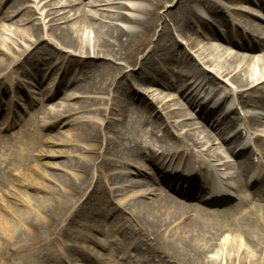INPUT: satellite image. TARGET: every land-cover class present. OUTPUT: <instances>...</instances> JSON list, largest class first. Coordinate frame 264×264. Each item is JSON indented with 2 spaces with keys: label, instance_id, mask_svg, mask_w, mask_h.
<instances>
[{
  "label": "bare ground",
  "instance_id": "obj_1",
  "mask_svg": "<svg viewBox=\"0 0 264 264\" xmlns=\"http://www.w3.org/2000/svg\"><path fill=\"white\" fill-rule=\"evenodd\" d=\"M116 1L120 0L4 2L0 93L5 94L2 86L7 82L6 89L18 92L24 90L25 80L39 86L43 82L39 66L47 67L51 75H58L60 63L64 67L57 86L42 91L45 103L20 123L17 132L0 135V264H61L65 252L82 259L90 256L92 264H264V168L253 166L252 155L245 154L249 149L236 153L231 146H221L227 129L238 127L236 139L253 136L264 147V126L260 125L264 119V20L252 13L251 0ZM261 1L255 0L259 8ZM168 3L166 11L158 14ZM42 8H47L44 16ZM127 9L131 15L122 13ZM202 10L224 28L223 35L208 26L201 37L193 32L196 24L204 26L208 21ZM35 14L39 16L34 18ZM173 31L187 39L185 44L205 69L184 74L166 67L168 80L155 67L158 61L179 68L192 66L190 55L176 49ZM53 60L59 61L53 65ZM135 66L133 84L134 75L125 69ZM12 75L16 77L11 79ZM217 81L235 87L220 90ZM136 87L177 90L180 100L197 111L196 118L219 123L215 138L199 128L175 137L169 124L178 129L182 123L171 122L174 112L156 115L154 120L147 116L167 97L160 91L147 102ZM202 91L210 95L206 103L203 97L198 100ZM219 92L222 97L215 101ZM229 98L236 104L223 113ZM38 100L29 97L30 103ZM75 113L92 114L100 122L72 119ZM235 113L238 118L231 116ZM161 120L165 128L158 134ZM64 126L71 127L69 140L59 138ZM255 127L262 129L255 133ZM56 129L49 137L58 142L51 143L44 132ZM49 143L68 146L70 151L45 149ZM246 145L253 152V144L246 141ZM40 159L54 161L38 163ZM141 161L154 168L157 178L146 175L150 169ZM197 173L204 179L205 190L198 184ZM138 177L171 183L179 200L156 188L133 192L114 207L107 221V215L95 207L99 202L118 201L128 189H141L145 183L134 179ZM248 177L254 186L263 187L250 191ZM223 188L234 191V202L221 207L211 198L220 197L216 190ZM253 198L261 205L240 207ZM116 220H123L124 228L117 227ZM74 223H78L76 230ZM93 232L110 235L114 241L106 245ZM80 242L104 251V259Z\"/></svg>",
  "mask_w": 264,
  "mask_h": 264
},
{
  "label": "rangeland",
  "instance_id": "obj_2",
  "mask_svg": "<svg viewBox=\"0 0 264 264\" xmlns=\"http://www.w3.org/2000/svg\"><path fill=\"white\" fill-rule=\"evenodd\" d=\"M171 1H175V0H170V2ZM4 2H5V0H0V6H1L0 7V15L2 14V12H4L7 9V7H6L5 10H4V8L2 10ZM116 2L119 3V4H122V3H128L129 1L120 0V1H116ZM261 3L263 5H262L261 8H259L256 5L255 0H251L250 5H248V6H249V8L251 9L252 13L255 16H257L261 20H264V0H262ZM169 4L170 3L166 4L165 7H161L158 10V14L164 13L166 11V9H167V6L169 7ZM28 5H33L32 1H29ZM42 5L43 4H40L39 7H42ZM74 9H76V8H74ZM67 10H69V9H67ZM46 11H47V8H43V10L40 11V12H42L43 15H44V13H46ZM200 12L202 13L203 17L208 19V21L204 22V26L205 27L202 26V25L196 24L193 27V32L197 33V35L199 37H201L205 33L206 27L208 26L209 28H214L215 30H217L221 35L224 34V30H223L224 28L223 27L217 26V23H215L213 21V19L209 15L204 13L203 10L200 11ZM122 13L127 14V15H131L132 14L131 11L128 10V9L127 10H122ZM38 16H39L38 14H35L34 18H36ZM16 19H14L13 22ZM9 23H6V24L9 25ZM238 28L241 29V32L244 35L245 32L242 30V28H240V27H238ZM159 30H160V27L158 26L156 28V33L159 32ZM173 38L176 41V49L179 52H184L185 51V52H187L190 55L188 60L190 61L192 66L186 67V68H179L177 65H173L172 66V64H174V63H171V64L166 66L165 63H162L161 61H158L155 64V67L159 71L164 72V75L167 76L168 72L165 71L166 67H167V70L168 69H172L173 73H175L176 71L181 70V71L184 72V74H186L188 72H191V71H198V70L200 71L202 69H205L204 67H206V66L203 67L201 65V63L198 61L194 51L189 49L187 47V45L185 44V42H187V39H185L184 37L180 36L179 34H177L174 31H173ZM193 38H195V36H193ZM196 40L200 41V40H202V38H197ZM202 43L205 44L206 41H203ZM203 44H201V46ZM256 56L257 55H255V57ZM1 57H2V52H0V58ZM23 60H24V58H20V61H21L20 63H23ZM58 61L59 60H53L52 61L53 65L58 63ZM63 67H64L63 63H60V65H58V68H60L61 70L58 73V75H51V74H49V71H47V67L39 66L41 75L43 76V82L39 86H36L30 80L29 81L25 80L27 83L25 85L24 90L21 91V92H18L17 90L16 91L15 90L11 91L10 89L9 90L6 89L7 84H8V82L6 80L7 84L2 86V89L3 90L5 89V94H2V91L0 93V135L8 136V135H11V134H14L15 132H17L19 127H20V123H22L24 120L29 118L31 116L32 112L34 110H36V108H38V106H41V105H43L45 103V100L42 97V91L44 89H46L48 86H50L51 89H53V88H55L57 86ZM137 71H138V67L137 66L125 69V73H127L128 75H134L131 78V83L133 82V84H135V78L134 77H136ZM15 77H16V75H12L11 79H14ZM167 77H168V80L171 79V78H169V75ZM190 82H192V79L188 80V83H190ZM217 82H218L217 88L220 89V90L223 87V88H226L227 90L230 91V90H232L230 87H235V85L230 84V83H228L227 86H226L224 83H222L220 81H217ZM191 88H193V87H191ZM0 90H1V88H0ZM135 90H137V92L141 93V95H143L144 101H147V102H151V99L149 98L151 96V94L153 96V95L158 94L160 91L163 92L162 97L166 96L167 98L164 99L161 103L155 104V107L152 108L149 111L147 116L150 117L152 120H154V119H156L155 118L156 115L159 118V116H161V117L163 116L164 117L167 113L174 112L175 115H174V118L171 119V122L173 121V122L182 123V125L178 129L173 127V123L169 124V131L171 133H173V135L175 137L177 135H183L186 132H190L192 134L193 130H195V128H199L200 131L203 132V134H205V135H207L209 137H214L216 135V133H218V124L219 123L216 124V123H214V120L212 121L211 119L209 121H204V120H202V119H200L198 117L196 118L197 111H195V110L191 109L190 107H188L187 104H186V100H184V99L180 100V94L178 93L177 90H170V91L166 90L165 91L161 87H154L153 89H150L149 87H142V88L136 87ZM153 91H154V93H153ZM70 92L71 91H69L67 94H70ZM220 92L214 98L215 101H219L220 98L222 97V94H220ZM33 93H35V94H33ZM188 93H190V91ZM30 96L36 97L39 100L37 102L35 101V103L34 102L30 103L29 102V97ZM202 97H203V103L204 102L206 103L210 99V95H209L208 92L205 93L204 91H202L201 94L199 95L198 100L201 99ZM59 100H61V99H59ZM59 100L57 99L56 102H59ZM71 103H73V101H71ZM235 104H236V101L234 99L229 98L227 100V102H225V109H224L223 113L227 112L229 107L234 106ZM259 104H261V102H259L258 105ZM10 105H11L10 114L7 117H4L5 110L7 108H9ZM209 106H212V104L209 105ZM49 107H52V106L50 105ZM263 110H264V108H263ZM261 112H264V111H261ZM231 116H233L234 118H238V115L236 113L235 114H231ZM78 117H83L82 119H88L89 118L90 120H92L94 122H98V123L100 122V120H99L100 118H98L97 116L95 117L92 114H85L83 116H80L77 113H75L74 115L71 116L72 119H76ZM4 118L6 120L5 123L3 122ZM189 118H191L193 120H189ZM157 123L158 124H163L161 129L158 131V134H160L162 132V130L165 128V124H164L163 120H161L160 122H157ZM11 124H14V126L8 129V126L11 125ZM189 124L194 125V126L193 127H188ZM262 125H264V119L262 120ZM69 128H71V127L64 126L60 130L62 135H59L60 136L59 138H61V140H69V138H70V132H68ZM221 128H222V126H221ZM58 130L59 129L52 130V131H45L44 134L47 135L45 137V139L46 140H51L50 141L51 143L53 141H54L53 143H57L58 142V140H56L57 138H52V137H49V136H51L54 132H56ZM234 131H236V127H229L227 129V132H225L223 137L221 138V140L224 141L223 144H221V146H222L223 149H225L226 147L231 146L233 149H235V152L237 153L238 150L241 148V146H244V145L240 146V143L237 140H235V138H233ZM226 138H228L229 140L228 139L226 140ZM212 140H213V138H212ZM252 141L254 142L253 152H252V148H251V151H250V148H248V146H247L246 149H249V152H245V154L247 155V153H249L250 155H252V157H253V161H252L253 166L254 167L260 166L259 169L263 170V168H264V147H261L256 139H253ZM51 143L47 144L46 147L44 145L45 149H55V150L61 149L63 151H70V147H68V146H55V147H53V146H50ZM218 143H220V142L219 141L214 142L215 146L218 147L219 146ZM236 146L239 147V148L236 149ZM220 151H222V150H220ZM81 154H84V152H81ZM159 154L160 153H157V156ZM229 157H231L230 154H229ZM47 161L48 162H53L54 160L40 159L38 161V163H43V162H47ZM258 161H260V162H258ZM184 163H185V161H183L182 165ZM258 163H260V164H258ZM140 165L145 166L146 169L147 168L150 169V171H148L147 174H146L149 178H152V179L157 178L154 168H151L145 161H141ZM182 165L180 166V168H182ZM157 166H158V164H157ZM130 168H131V170L132 169L136 170V166H135V168L134 167L133 168L130 167ZM164 171L167 172L166 169ZM171 171H172V168H170L168 170V172H171ZM49 172L50 173H58V172H54V171H51V170ZM230 172H232V171H230ZM14 173L16 174L15 171H14ZM180 173L181 174L183 173L182 169L180 170ZM200 177H201V174L197 173V179H198L199 185H200V183L203 182V179L200 178ZM134 179L136 181L144 182L145 185L141 189H128V191H126L124 194H121L122 196H119L117 199H115V200L119 199L118 201H113V202L111 201V203L110 202H106V201L99 202V205L97 207H95L96 210H99L104 215H107V219H108L107 221L111 220V216H112V214L114 212V207L115 208L118 207L119 206V202L122 203L123 201H125L126 200L125 197L128 196V195H131L133 192H138L140 190L143 191V190H146L147 188H156V189H159L160 191H163V193H167L168 195H170V196L176 198L177 200H179V198L176 197L175 195H173V193L171 191V187H172L171 183L169 184V186H167V184H165V185L161 184L160 181L158 182L157 180L154 183V182L150 181V179L147 180V179H143V178H140V177L134 178ZM224 179H226V177L223 178V182H227ZM246 181H247V189H249L250 191H254V189H256V187H258V186L261 187V188L263 187L261 184H259L257 186H254V182H253V180L250 179V177H248L246 179ZM123 184H126V183H123ZM175 187L178 188V185H176ZM231 193L234 194V191L231 192ZM190 202L197 203L194 200H191ZM260 203H262V202L260 200H257V198L249 199L244 204L242 203L241 208L243 209V208L252 207L253 205H261ZM76 218H78V217H76ZM76 224H78V223H74L73 224V227H75V230H76V227H77ZM124 224L125 223H124L123 220H116V222H115V225L117 227H120V228H124ZM92 234L99 241H101L102 243H104L106 245H109V244H111L114 241V238L112 236H110V235H102V234H99L98 232H93ZM135 240H137L136 236H135ZM79 244L81 246H85V247H88L90 249H94V252L102 260L104 259L103 257H101V254H104L103 253L104 251L101 252L100 249L94 248L90 243L80 242ZM63 256L65 258V262L63 261L61 264H92V261H93V259L90 256H87V257L82 259L78 255H73V254L70 255L67 252H65Z\"/></svg>",
  "mask_w": 264,
  "mask_h": 264
}]
</instances>
